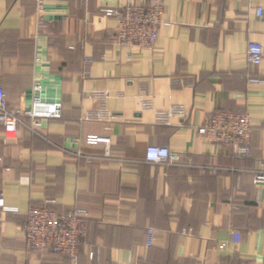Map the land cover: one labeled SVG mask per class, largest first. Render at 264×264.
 <instances>
[{
	"label": "crops",
	"instance_id": "1",
	"mask_svg": "<svg viewBox=\"0 0 264 264\" xmlns=\"http://www.w3.org/2000/svg\"><path fill=\"white\" fill-rule=\"evenodd\" d=\"M141 2L154 0H0V86L11 110L31 100L40 112L23 114L12 138L0 126V193L17 208L0 221V264H72L26 247V212L44 203L88 210L77 264H264V183L253 180L264 172V0H161L170 24L155 45L118 46L102 9ZM249 42L263 48L259 65ZM39 51L59 82L48 102L29 96ZM103 94L113 119H86ZM174 105L185 114L158 118ZM53 106L58 115H42ZM242 109L254 124L249 156L199 134L213 112ZM90 135L109 137V152ZM148 145L179 160L148 162Z\"/></svg>",
	"mask_w": 264,
	"mask_h": 264
},
{
	"label": "built area",
	"instance_id": "2",
	"mask_svg": "<svg viewBox=\"0 0 264 264\" xmlns=\"http://www.w3.org/2000/svg\"><path fill=\"white\" fill-rule=\"evenodd\" d=\"M38 8L40 12L44 11L42 1L39 2ZM102 12L116 18L114 41L121 47L151 48L159 38L160 29L170 24L164 18L161 0H154L152 4L128 3L117 8H103ZM262 12L261 7L256 8L257 15L261 16ZM246 57L251 64L259 65L263 57L262 46L256 42H249ZM36 62H40V58L37 57ZM249 81L262 83L261 79L253 77ZM105 97L106 94H103L100 106L90 112L86 119L98 121L113 119L104 106ZM141 105L143 108L149 107L150 100L142 98ZM58 112V107L53 106L41 113L46 116H56ZM185 112L183 105H174L166 112H160L158 118L166 120L172 115L183 116ZM39 113L31 109L11 110L6 94L0 86V126L3 127L6 137L15 136L23 114L38 116ZM253 126V118L247 110H219L205 118L198 127V132L209 142L233 147L237 156L246 157L251 152L250 139ZM86 142L88 144L104 143L107 146V153L109 152V137L90 135L86 138ZM144 155L146 161L151 163H171L179 160V155L172 153L166 146L148 145ZM253 180L256 183H264V172H256ZM16 211L17 208L5 204L4 197L0 193V221L6 212ZM88 221L89 212L84 207L76 206L66 211H57L49 203L31 206L26 212V223L23 229L26 247L30 252L49 250L53 254L68 257L72 264H77L79 248L87 235ZM232 236L234 242L238 243L240 233L234 230ZM153 240L154 230L148 228L146 244L152 245Z\"/></svg>",
	"mask_w": 264,
	"mask_h": 264
},
{
	"label": "water",
	"instance_id": "3",
	"mask_svg": "<svg viewBox=\"0 0 264 264\" xmlns=\"http://www.w3.org/2000/svg\"><path fill=\"white\" fill-rule=\"evenodd\" d=\"M46 19H59L61 16L52 14L49 8H46ZM38 58H40V62L37 63V68H40V74L42 78H39L35 82V88H37V92L34 94L32 92L29 93V96L33 98L36 102L42 101H52L55 97H59V92L55 90H50L49 85H59V82L51 81V74L49 70V64L45 61V53L42 51L38 52ZM27 109L31 106V100L27 102Z\"/></svg>",
	"mask_w": 264,
	"mask_h": 264
},
{
	"label": "bare ground",
	"instance_id": "4",
	"mask_svg": "<svg viewBox=\"0 0 264 264\" xmlns=\"http://www.w3.org/2000/svg\"><path fill=\"white\" fill-rule=\"evenodd\" d=\"M45 111H47V110H45Z\"/></svg>",
	"mask_w": 264,
	"mask_h": 264
}]
</instances>
